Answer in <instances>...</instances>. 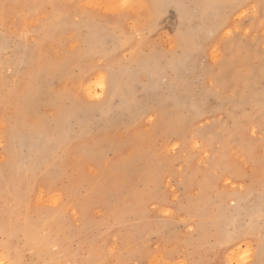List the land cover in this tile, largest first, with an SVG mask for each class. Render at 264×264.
I'll list each match as a JSON object with an SVG mask.
<instances>
[{
  "label": "rangeland",
  "instance_id": "obj_1",
  "mask_svg": "<svg viewBox=\"0 0 264 264\" xmlns=\"http://www.w3.org/2000/svg\"><path fill=\"white\" fill-rule=\"evenodd\" d=\"M219 2L0 0V264H264V0Z\"/></svg>",
  "mask_w": 264,
  "mask_h": 264
},
{
  "label": "bare ground",
  "instance_id": "obj_2",
  "mask_svg": "<svg viewBox=\"0 0 264 264\" xmlns=\"http://www.w3.org/2000/svg\"><path fill=\"white\" fill-rule=\"evenodd\" d=\"M150 1V3L152 4V6L154 7V10L155 11H157V15H161V14H163L164 13V11H163V9L161 8V5H160V3H161V0H149ZM176 2V4H178V9H180V10H183L184 11V14L186 15V17H189V16H191L190 15V11L188 12V7L186 8V6H185V4H182L183 3V0H182V2H181V0H172V2ZM191 2L195 5V8H199L200 9V14H201V19L202 20H205V18L207 17V16H211V18L212 17H214V16H217V12H218V10L219 11H221V9H222V6L220 5V2H219V0H191ZM97 4L99 3V2H96ZM104 3V2H103ZM103 5V4H102ZM101 5V6H102ZM108 4H106V7H108L107 6ZM220 5V6H219ZM111 7V6H110ZM112 9V8H111ZM215 11H216V15H215ZM181 17V16H180ZM218 17V16H217ZM210 18V20H209V22H208V24L207 23H205L204 25H203V29H205V30H207V31H210V32H213L214 30H215V27H214V22H213V20ZM110 25V24H109ZM115 25V24H114ZM118 28V27H117ZM111 29V28H110ZM114 30L116 29L115 27L113 28ZM199 29V28H198ZM112 32V31H111ZM104 34V33H103ZM189 34V33H188ZM224 35V34H223ZM116 39V38H115ZM128 40H130V39H128ZM198 46V45H197ZM156 65V64H155ZM147 66V65H146ZM151 70H153V69H151ZM148 72H150V71H148ZM66 73V72H65ZM115 73V72H114ZM115 78V77H114ZM117 78V77H116ZM119 79V78H118ZM111 80V79H110ZM114 80H116V79H114ZM131 80V79H130ZM112 81V80H111ZM112 83H113V81H112ZM122 83V82H121ZM123 83H124V81H123ZM111 84V83H110ZM117 86H118V84H117ZM122 86V85H121ZM130 86V85H129ZM110 87H111V85H110ZM115 89H116V87H115ZM114 89V90H115ZM116 91V90H115ZM110 92V91H109ZM114 93V92H113ZM117 93V92H116ZM58 99V98H57ZM54 100V99H53ZM174 101V100H173ZM133 103V102H132ZM135 104V103H134ZM78 105V104H77ZM104 105V104H103ZM123 105V104H122ZM146 106H147V104H146ZM182 106V105H181ZM75 107V106H74ZM180 107V106H179ZM148 108V107H147ZM197 111V110H196ZM139 112V111H138ZM75 114V113H74ZM263 114V113H262ZM73 115V114H72ZM61 130V129H60ZM60 130L58 131V133L60 132ZM62 135V134H61ZM58 137V136H57ZM62 139V138H61ZM58 140H59V138H58ZM57 140V141H58ZM61 142V141H60ZM41 143V142H40ZM56 144V143H55ZM57 145H58V143H57ZM58 146H60V145H58ZM57 146V147H58ZM56 147V148H57ZM46 148V147H45ZM53 148V147H52ZM59 149V148H58ZM57 150V149H56ZM48 152H49V150H48ZM51 152V151H50ZM54 152V151H53ZM39 155V154H38ZM55 154H53L52 156H54ZM36 159V158H35ZM34 166V165H33ZM204 206V205H203ZM204 216V215H203ZM217 216V215H216ZM203 219V218H202ZM214 219V218H213ZM205 220V219H204ZM199 221H200V219H199ZM207 223V222H206ZM211 224V223H210ZM204 225V224H203ZM209 225V224H208ZM211 226V225H210ZM214 226V225H213ZM222 227V226H221ZM217 228V227H216ZM219 230V229H218ZM220 232V231H219ZM221 234V233H220ZM223 234V233H222ZM205 236V235H204ZM249 243H247V246L249 247V245H248ZM239 250V249H238ZM245 252H247V251H245ZM244 252V253H245ZM233 254V253H232ZM264 254V253H263ZM235 257V256H234ZM242 258H245V256H241ZM248 257H249V255H248ZM246 258H247V256H246ZM0 259H2V258H0ZM243 260V259H242ZM248 260V259H247ZM5 261V260H4ZM160 260H157V263L156 264H161V261L159 262ZM225 262V261H224ZM239 262H241V261H239ZM243 262V261H242ZM163 264H168V263H170V262H168V263H164V262H162ZM226 263V262H225Z\"/></svg>",
  "mask_w": 264,
  "mask_h": 264
}]
</instances>
